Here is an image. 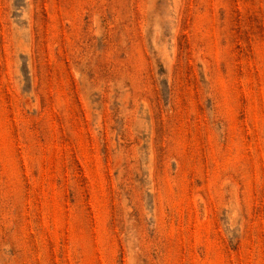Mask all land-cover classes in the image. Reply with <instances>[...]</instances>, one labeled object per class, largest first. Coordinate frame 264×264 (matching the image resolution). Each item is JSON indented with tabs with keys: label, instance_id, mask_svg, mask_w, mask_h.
<instances>
[{
	"label": "rangeland",
	"instance_id": "1",
	"mask_svg": "<svg viewBox=\"0 0 264 264\" xmlns=\"http://www.w3.org/2000/svg\"><path fill=\"white\" fill-rule=\"evenodd\" d=\"M0 264H264V0H0Z\"/></svg>",
	"mask_w": 264,
	"mask_h": 264
}]
</instances>
